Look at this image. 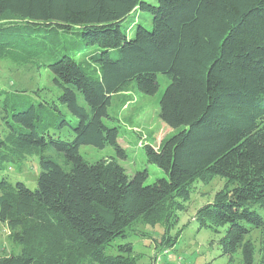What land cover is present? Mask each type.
I'll return each instance as SVG.
<instances>
[{"label":"trees","instance_id":"obj_1","mask_svg":"<svg viewBox=\"0 0 264 264\" xmlns=\"http://www.w3.org/2000/svg\"><path fill=\"white\" fill-rule=\"evenodd\" d=\"M2 57L47 67L58 94L0 86V221L25 233L0 264H141L138 222L163 227L156 248L172 246L195 182L217 175L192 218L222 233L229 262L239 251L264 264V0H0ZM159 73L158 115L179 129L144 148L164 175L146 183L147 167L86 161L82 144L125 155L112 96L131 82L153 94ZM28 154L34 188L5 173Z\"/></svg>","mask_w":264,"mask_h":264},{"label":"rangeland","instance_id":"obj_2","mask_svg":"<svg viewBox=\"0 0 264 264\" xmlns=\"http://www.w3.org/2000/svg\"><path fill=\"white\" fill-rule=\"evenodd\" d=\"M158 78L159 87L153 94L139 92L135 82H131L125 91L112 96L109 114L116 118L115 122L119 130L118 143L122 146L125 155L119 156L111 145L99 148L82 144L79 151L86 161L94 162L102 158L114 157L128 175L147 167L149 173L145 179L146 183H151L156 177L164 175L156 165L148 162L144 148L147 143L158 147L166 137L179 129L167 125L158 115L159 99L168 83V79L161 73L158 74ZM0 86L29 92L36 90L45 97L58 94L53 73L47 67L20 57L0 58ZM39 171L40 165L36 154H28L20 168L12 166L5 169L11 180L20 179L30 188L35 187ZM224 182L225 179L219 175L207 183L195 182L194 191L186 201L187 208L179 213L178 224L170 232L172 235L179 232L172 246L156 248L155 238L160 237L163 227L159 224L154 226L139 221L137 226L142 234L131 238L139 262L150 264L156 257L158 264H241L239 251L235 253L231 262L228 261L227 256L221 254L218 244L221 232L217 233L207 228L198 229V223L192 218L195 210L203 203L211 201ZM20 234L24 236L25 233L12 230L6 222L0 221V254L9 255L19 252L22 249ZM249 237L258 248L260 231L254 230Z\"/></svg>","mask_w":264,"mask_h":264},{"label":"built area","instance_id":"obj_3","mask_svg":"<svg viewBox=\"0 0 264 264\" xmlns=\"http://www.w3.org/2000/svg\"><path fill=\"white\" fill-rule=\"evenodd\" d=\"M166 251V250H165ZM156 257L155 258H153V260H152V263L151 264H158L157 262H156Z\"/></svg>","mask_w":264,"mask_h":264}]
</instances>
